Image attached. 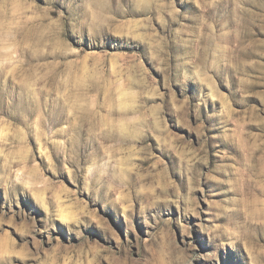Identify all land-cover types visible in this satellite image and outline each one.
Wrapping results in <instances>:
<instances>
[{
  "label": "rangeland",
  "instance_id": "1",
  "mask_svg": "<svg viewBox=\"0 0 264 264\" xmlns=\"http://www.w3.org/2000/svg\"><path fill=\"white\" fill-rule=\"evenodd\" d=\"M0 264H264V0H0Z\"/></svg>",
  "mask_w": 264,
  "mask_h": 264
}]
</instances>
